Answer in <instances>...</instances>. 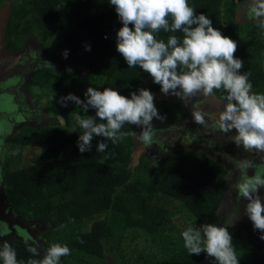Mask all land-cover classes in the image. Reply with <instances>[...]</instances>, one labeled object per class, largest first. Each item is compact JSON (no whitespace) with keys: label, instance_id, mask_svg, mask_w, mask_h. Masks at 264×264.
I'll use <instances>...</instances> for the list:
<instances>
[{"label":"trees","instance_id":"16d2710c","mask_svg":"<svg viewBox=\"0 0 264 264\" xmlns=\"http://www.w3.org/2000/svg\"><path fill=\"white\" fill-rule=\"evenodd\" d=\"M12 1L8 32L16 14L26 12L31 17L26 20L31 30L40 29L44 39H53L59 52L68 51L72 65L59 63L53 85L56 90L79 92L76 83L81 70L104 76L101 90L114 88L122 95L141 87L150 91L160 87L143 83L147 73L139 67L128 68L117 52L116 32L122 25L108 0ZM189 4L233 40L247 30L253 39L247 46L239 44L235 55L244 60L242 71L250 73V82L257 86L253 92L264 93V28L238 26L234 21L235 0L223 4L222 0H189ZM221 4L224 16L220 15ZM168 35L161 32L158 39L166 41ZM86 45L91 46L90 51ZM77 96L84 99V95ZM46 109L54 114V119L38 131L42 135L36 160L6 172L4 182L5 198L12 212L41 224L48 240L38 246V257H31L20 238L0 241V247L5 242L11 244L17 258L27 261L42 259L51 244L59 243L67 245L70 252L80 251L103 260L102 240L112 235L111 224L116 223L148 234V240L159 246L163 256L156 264H210L205 253L188 254L181 236L192 224L220 225L217 210L225 181L219 179L220 166L210 156L184 147L164 156L157 167L150 160L141 159L131 169V128L122 129L130 135L121 142H108L107 154L96 153L99 137L93 139L90 152L81 153L77 146L79 132L69 131L76 114L87 117L95 115L94 110L85 112L73 102L65 107L58 101L49 103ZM140 171L143 175H139ZM64 227L69 229L66 236L58 231ZM244 250L247 256L241 264H264L253 251L249 253L246 245Z\"/></svg>","mask_w":264,"mask_h":264},{"label":"clouds","instance_id":"9594fccd","mask_svg":"<svg viewBox=\"0 0 264 264\" xmlns=\"http://www.w3.org/2000/svg\"><path fill=\"white\" fill-rule=\"evenodd\" d=\"M108 3L115 8L122 25L116 32V50L128 68L139 67L160 86L165 96L172 95L183 102L198 95L215 97L217 92H222L223 105L214 117L213 127L226 134L234 133L231 142L236 147L264 159V93L253 92L250 73L242 71L244 60L235 55L237 41L214 27L207 15L197 13L189 0H108ZM250 15L264 28V0H252ZM161 32L169 33L166 41L158 39ZM178 32L183 35H176ZM85 48L91 50L90 45ZM62 55L67 58L68 51L64 50ZM68 102L85 112H95L87 117L74 116L75 123L69 132H79L77 146L81 153L90 152L93 139L99 137L96 153L107 154L109 141L117 144L130 135L122 131L125 126L140 128L137 139L150 146L155 135L153 121L166 119L156 107L154 94L143 87L132 91L130 96L114 88L88 87L84 99L69 93L58 100L65 107ZM207 115L202 110L192 113L194 122L203 126H207ZM60 119L63 120L62 115ZM236 167L243 176L237 190L247 201L244 214L264 240V198L260 196L264 173L248 175L250 169L256 168L253 159H242ZM236 220L233 218L227 226L189 225L181 233L184 248L188 254L205 253L210 264H239L233 237L228 231ZM24 244L31 257L40 256L35 240L29 242L25 238ZM68 255L67 245L53 243L42 259L25 261L17 258L11 244L5 242L0 247L2 264H60L61 258Z\"/></svg>","mask_w":264,"mask_h":264},{"label":"rangeland","instance_id":"374dc122","mask_svg":"<svg viewBox=\"0 0 264 264\" xmlns=\"http://www.w3.org/2000/svg\"><path fill=\"white\" fill-rule=\"evenodd\" d=\"M226 2H229V0H222V4ZM12 4V0H0V13L6 12L8 14L7 19L10 17L11 10L13 8ZM222 4L220 5V15L224 16ZM24 13L25 14L23 15L16 14V16L12 19L11 26L9 27L10 32H8V34L10 33L13 40L15 39L14 42L16 47L21 48L25 42L30 39L40 50L43 62L39 64L40 66L38 70L33 69L30 72L31 75L29 78H32L35 84H30L26 89L28 92L27 94L29 100L27 101L30 104L29 106L31 108H36L37 105H40V111L42 110L44 117L42 118V116H37L35 120L37 118L38 119L33 123L24 124L22 126L19 124L15 126L13 132L10 136H8V138H6L7 140L5 141L6 145L3 152V159H1V168L4 173L23 165L30 164L36 160L40 149V135H42L38 131L40 130L41 125L49 122L50 119H54V114L46 108L49 103L58 101L60 97L67 95L66 92L56 90L53 86L56 78V69L61 62L71 63L72 65L71 59L65 58L62 53L56 49L53 39H44L40 29L31 30L29 28L26 20L31 17H29L26 12ZM246 36L248 37L247 32H240V34L237 35L238 38H236L235 41L238 43V48L240 46L239 44L248 45V43L246 44ZM4 38L5 32L0 39V50L2 48V40H4ZM238 52L239 50H237V53ZM13 54L11 55L14 56ZM80 73V79L76 83V90L79 92L73 90V94L76 96L78 94L84 95L88 87H94L101 90V83L105 78L104 76L84 70H81ZM142 81L145 84H153L152 78L148 74H146ZM132 91H137V89H133L124 95L130 96ZM154 101L160 114L166 117L163 122L160 120L153 121L155 129L164 128V130L160 133L157 132L158 137L163 140V142L169 139V135L171 133L180 130L181 132L188 130L183 125L179 127V125H181L186 118L185 112L188 113L185 107H181L178 104L168 100H163L161 97L156 96H154ZM0 105L4 108V105H2L1 102ZM9 108L11 110L13 109L12 104L9 105ZM40 118H42V121L38 122ZM193 124L194 120L190 123V126ZM127 127L131 128L133 131L131 157L134 159L130 163V168L133 169L139 164L141 159L149 160V156H152L151 154L153 153L151 152L153 146H145L137 139V135L141 131L140 128H136L134 126ZM5 130L6 128H4L2 132H5ZM200 130L201 135L206 139V142L201 141V143H207V141L210 143L213 141L215 134L209 132L211 130L204 129L202 126L200 127ZM219 136H221L223 144L227 142L228 136H224L222 134ZM169 142L175 141L170 140ZM184 147L191 148L192 146L190 147V144H186L181 148ZM179 148L180 147L168 148L163 154H157L155 157L152 156L150 162L154 167H157L159 165V161L164 156L175 150H179ZM240 148L241 147H239L237 153L242 152ZM235 156L236 152H233L232 158ZM222 165L221 171L227 174L230 168L226 167L224 163H222ZM139 175H143L141 171ZM246 203L247 201L241 197L238 202L239 205L235 207V211L233 212L234 215H227V213L224 212L225 210H222L221 208L218 209V216L221 218L220 224H225V226H227L233 218L238 219L228 227V231L233 237V243L237 250V255L239 256V264H241V261H243L247 256L244 250V245H246L249 253L253 251L259 260H264V240L260 239V234L257 233L258 230L253 229L251 220L244 214V206ZM239 206L242 207L241 213H238V211H240V209H237ZM24 219L27 220V218ZM187 222L188 218L185 220V223ZM23 223L25 224V222ZM38 226L43 229L41 224L38 223ZM111 228L112 235L104 237L102 240V245L105 249V257L103 260L84 252L71 251L70 255L61 258L60 264H144L145 259L147 264H156L162 260L161 257L163 256L162 253H160L161 249L157 244L151 243V241L148 240V234L144 230L130 227L124 228L116 223L111 224ZM67 230L69 229L66 227L60 230L58 229L59 234L62 236H66L68 234ZM36 238L40 246L48 240V237L45 238L42 232L41 235H37ZM154 246H156V248Z\"/></svg>","mask_w":264,"mask_h":264},{"label":"flooded vegetation","instance_id":"af4514ba","mask_svg":"<svg viewBox=\"0 0 264 264\" xmlns=\"http://www.w3.org/2000/svg\"><path fill=\"white\" fill-rule=\"evenodd\" d=\"M235 3V23L245 28L250 25L257 27L258 23L256 19L250 15L252 0H235ZM251 39L253 38L248 35L246 44L249 43ZM14 40L6 29L5 38L2 40V48L0 50V102L4 105V108L0 105V241L13 238H20L21 240L29 238V241L35 240L37 242L36 236L41 235L43 230L35 221L26 220L21 216L16 217L17 215L12 213L11 206L7 203L5 198L4 177L6 173H4L1 168V159H3V152L6 145L5 141L13 132L15 126L33 123L38 119L35 120L37 116L44 117L42 110L40 111V105H37L36 108H31L29 106L30 104L27 101L29 100L28 92L26 89L30 84H35L32 78H29L31 75L30 72L33 69L38 70L39 64L43 62L40 50L30 39L26 41L21 48L15 46ZM261 68L264 76V60L262 61ZM253 87L252 90L257 86ZM151 92L156 97H161L163 100H168L181 107H185L188 111V113L185 112V120L179 125V127L182 125L185 126L188 130L184 132L180 130L171 133L169 139L163 142V140L158 137V133L163 131L164 128L155 129L154 142L151 145L153 146L151 150L153 153L151 155L155 157L157 154L161 155L164 151L166 152L168 148H181L186 144H190V147L192 146L191 148L201 150L206 155L210 156L216 164L220 166V169L223 166L222 163H224L230 170H228L227 174L220 170L218 175L220 180L225 181L223 199L219 208L225 210L224 212L227 213V215H234L233 212L235 211V207L239 205L238 202L241 199L237 190V185L243 179L242 174L236 167L237 163L242 159L255 160L256 168L250 169L248 173V175H252L254 172L264 173V159H260L259 156L254 153L245 152L242 147L240 148L242 152L237 153L239 147H236V145L231 142L234 133L226 134L213 127L214 117L218 115L223 105L221 99L223 96L222 92H217L215 97L209 98L198 95L187 102H183L178 97L172 95L165 96L161 92L160 87L153 89ZM10 104L13 106L12 110L9 108ZM198 110H202L208 114L206 116L207 126L199 125L195 122L190 126V123L193 121L192 113ZM42 118H40L38 122H41ZM201 126L204 129L211 130L209 132L215 134L212 142L209 143L207 141V143H201V141L206 142L205 137H203L200 132L202 130H200ZM4 128H6V130L2 132ZM221 134L228 136V143H222L221 136H219ZM170 140H174L175 142H169ZM233 152H236V156L232 158ZM152 156H149L150 161ZM220 176H222V178H220ZM260 196L264 198V189L260 191ZM237 209H240L238 213L242 212V207L239 206ZM218 211L219 210H217V213ZM23 222H25V224ZM257 233L260 234L259 231H257ZM37 244L39 246L38 242Z\"/></svg>","mask_w":264,"mask_h":264},{"label":"water","instance_id":"95a60500","mask_svg":"<svg viewBox=\"0 0 264 264\" xmlns=\"http://www.w3.org/2000/svg\"><path fill=\"white\" fill-rule=\"evenodd\" d=\"M7 17H8V14L6 12L0 13V39L3 36V34L7 28V20H8ZM133 159L134 158L131 157V161ZM220 178H222V176H220Z\"/></svg>","mask_w":264,"mask_h":264}]
</instances>
